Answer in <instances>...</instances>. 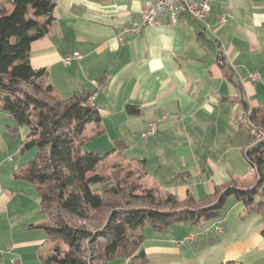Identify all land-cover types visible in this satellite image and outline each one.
Segmentation results:
<instances>
[{"label": "crops", "instance_id": "0c3cea01", "mask_svg": "<svg viewBox=\"0 0 264 264\" xmlns=\"http://www.w3.org/2000/svg\"><path fill=\"white\" fill-rule=\"evenodd\" d=\"M210 2L205 32L187 16L172 25L161 14L156 25L119 41L144 0H55L47 34L30 46L32 68L46 70V84L58 98L94 92L91 105L100 123L89 125L83 137L108 138L112 146L96 153L120 142L122 155L117 151L109 160L134 165L146 189L181 201L188 194L200 200L234 182L240 188L254 182L243 154L250 144L244 111L264 103V0ZM11 9L9 0H0V16ZM222 14L224 25L217 21ZM75 53L79 59L62 62ZM253 73L258 80L249 79ZM128 106L137 111L128 112ZM151 124L156 133L143 139ZM14 126L0 111V264H42L48 243L39 225L47 219L37 192L38 200L32 194L34 184L14 177L31 159V153H20L29 129L13 131ZM259 200L246 206L233 198L199 234L189 226L199 228L201 222L163 230L151 222L148 231H140L146 264H264ZM209 231L215 235L205 242Z\"/></svg>", "mask_w": 264, "mask_h": 264}, {"label": "trees", "instance_id": "16d2710c", "mask_svg": "<svg viewBox=\"0 0 264 264\" xmlns=\"http://www.w3.org/2000/svg\"><path fill=\"white\" fill-rule=\"evenodd\" d=\"M9 1L11 11L0 16V111L13 120L11 130L29 129L20 153L34 151L35 156L14 177L34 184L40 213L47 219L39 227L54 255L41 257L42 264H111L116 260L146 264L140 250V231L146 223L154 222V230H163L175 223L209 222L221 216L229 198L251 206L258 197V204L264 205V138L254 144L250 134L243 154L255 177L244 188L234 182L216 187L200 200L188 194L181 201L172 193L161 194L138 184L125 187L120 172L114 179L108 177L106 161L117 151L122 155L120 142L106 153H82L83 133L89 125L100 123L99 112L87 102L94 92L80 90L58 98L46 84V70H35L30 63V46L47 34L55 0ZM127 111L137 109L128 106ZM244 118L248 131L251 122L264 126V103L246 108ZM99 184L103 185L100 192L94 193L92 187ZM139 190L144 194L136 195Z\"/></svg>", "mask_w": 264, "mask_h": 264}, {"label": "built area", "instance_id": "2783aa9c", "mask_svg": "<svg viewBox=\"0 0 264 264\" xmlns=\"http://www.w3.org/2000/svg\"><path fill=\"white\" fill-rule=\"evenodd\" d=\"M210 12V0H144V5L138 19L122 29V32L118 36V40L122 41L123 37L127 35H138L144 28L156 25L158 23L157 19L161 14H165L168 22L172 25L178 24L180 18L187 16L205 32L210 29L208 23ZM217 21L221 25L226 24L228 21L226 14L220 15ZM73 58L79 59V54L75 53L73 57H66L62 62L65 65H69ZM249 79L255 81L259 79V76L253 73L249 76ZM93 98L94 97L91 96L87 102L91 104ZM263 127L264 126L257 125L253 122L250 123L249 134L253 136L254 144L260 136ZM155 133L156 124H151L141 133V137L145 139Z\"/></svg>", "mask_w": 264, "mask_h": 264}, {"label": "rangeland", "instance_id": "374dc122", "mask_svg": "<svg viewBox=\"0 0 264 264\" xmlns=\"http://www.w3.org/2000/svg\"><path fill=\"white\" fill-rule=\"evenodd\" d=\"M93 126L96 127V124H93ZM109 144L110 143H109V139L108 138H100V137H97V138L91 139V140H87L86 138H84L83 139V145H82V153L91 152V151L92 152H105V151L109 150L112 147ZM30 156H31V159H33L34 156H35V152L34 151H31V155ZM16 158H17V156H16ZM116 161L120 162V160L117 159V158H113V159H110V160L107 159L106 165H105L104 168H107L108 167V169L105 170L104 173L108 177H112V179H114L115 175H117L118 172H120L119 173V178L122 181L124 180V182H122V185L123 186L125 185V187H126V186H129L131 184H138V185L144 186L145 189H146V186L144 185V182H143V179H142V176H141L142 173H141L140 170L137 169L136 171H134V165H133V167L132 166L130 167V165H127V166H123V165L120 166L119 165L116 168H112V166L114 164L117 165L116 164ZM113 162H115V163H113ZM122 166H123V169L124 170L121 169ZM109 167H111V168H109ZM249 168H250V174L253 175L254 173H253V170L251 169L252 167L249 166ZM113 169H115V170H113ZM253 177H255V175ZM29 185H30V187H32V194H33V196L36 197V199L38 200V198L36 196L35 188L31 184H29ZM102 186L103 185H100V184L99 185H94L92 187V191L94 193H99L100 190H101V188H102ZM163 191L164 190H161L160 191L161 194H163ZM141 194L143 195L144 192H141L140 190L136 192V195H141ZM161 194H159V197H163ZM232 200H233V198H229L226 201L225 206H224V209L227 208L229 202L232 201ZM42 217H44V216H42ZM36 220L40 221L41 219L38 218ZM38 221H36V222H38ZM211 223L212 222H204V221H201V223H200L201 226H199V228H193V226H189V227H192V228H190V229H193L192 232H194V233H198L199 232L200 233L201 232L200 231V228L201 227L202 228H208V226ZM149 225H150V222L146 223L142 230L143 231H148ZM42 233H44V232H42ZM204 235H206V238L203 239V241L208 242L209 241L208 239H210L211 237H213V235H215V232L209 231L208 233H205ZM200 241L201 240H198V243H200ZM62 250L63 251H67V247L65 245H62ZM44 252L47 253V256L46 257H51V256L54 255V253L52 252V246L50 244H45L44 245ZM86 254L89 255V253H86ZM114 262L118 264V263H121L122 260L113 261L112 264Z\"/></svg>", "mask_w": 264, "mask_h": 264}, {"label": "bare ground", "instance_id": "6f19581e", "mask_svg": "<svg viewBox=\"0 0 264 264\" xmlns=\"http://www.w3.org/2000/svg\"><path fill=\"white\" fill-rule=\"evenodd\" d=\"M264 138V129L262 130L260 136L257 138V140H262Z\"/></svg>", "mask_w": 264, "mask_h": 264}]
</instances>
